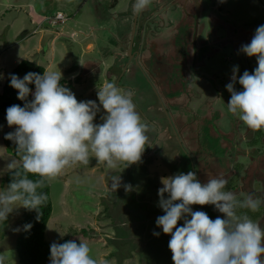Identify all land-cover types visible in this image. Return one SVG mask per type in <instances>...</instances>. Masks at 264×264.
I'll use <instances>...</instances> for the list:
<instances>
[{
  "label": "rangeland",
  "instance_id": "374dc122",
  "mask_svg": "<svg viewBox=\"0 0 264 264\" xmlns=\"http://www.w3.org/2000/svg\"><path fill=\"white\" fill-rule=\"evenodd\" d=\"M133 2L122 0L108 8L103 0H0V90L6 73L22 58L35 60L48 72L61 71L60 83L78 101H95L101 82L115 84L121 74L115 85L134 92L135 106L143 113L141 122L157 135L147 132L150 142L139 163L119 162L111 169L93 157L87 165L73 164L48 179L51 212L44 237L50 245L83 241L98 264H173L168 248L171 235L155 223L164 215L158 207L161 178L194 171L202 183L209 178L227 179L226 190L238 199L248 193L264 194V129L253 131L227 111L231 94L225 87V77L234 66H239L238 75L257 67L256 57L239 50L264 25V0H153L140 14L132 10ZM58 8L68 16L65 22L37 25L42 12L50 16ZM46 27L55 34L41 47ZM34 28L38 30L32 33ZM90 29L92 35L87 36ZM89 38L101 54L82 51ZM124 42L130 56L123 53ZM153 50L165 55L166 63L152 64ZM80 53L84 64L73 75L77 77H70L71 68L80 63ZM131 56L137 57L132 65ZM111 58L115 62L106 67ZM154 58L163 61L156 54ZM91 60L101 69L110 66L103 74L106 81L101 73L88 71L94 64ZM107 74L116 77L110 76L109 81ZM83 77L86 84L76 85ZM236 88L242 90L238 82ZM102 112L95 123H102V116L98 117ZM172 117L175 121L170 125L167 120ZM184 128L194 141L182 139ZM7 129L14 131L15 126L0 122V189L6 188L3 175L8 163L20 158L1 137ZM111 174L122 178L116 191L110 188ZM123 184H131L132 190L126 192ZM192 206L212 219L214 214L223 218L213 205ZM237 214H247L264 227V205L256 212L238 208ZM19 216L20 211H14L0 222V253L7 256V264H19L11 248L22 227ZM182 225L183 220L178 221Z\"/></svg>",
  "mask_w": 264,
  "mask_h": 264
},
{
  "label": "clouds",
  "instance_id": "9594fccd",
  "mask_svg": "<svg viewBox=\"0 0 264 264\" xmlns=\"http://www.w3.org/2000/svg\"><path fill=\"white\" fill-rule=\"evenodd\" d=\"M103 1L111 8L122 0ZM152 3L153 0H134L132 10L140 14ZM44 13L42 12L43 17L37 25L43 22L50 25L63 23L68 18L59 8L50 16ZM37 30L34 28L31 32ZM48 30L55 34L54 30L44 28V31ZM155 45L153 42V46ZM123 46L127 47V44L124 42ZM128 49L129 47L123 53L127 55ZM239 51L248 57H256L257 67L251 73L248 69L245 70L242 75H238V65L228 71L225 87L231 95L227 111L251 130L259 131L264 129V25L256 28L250 43L241 45ZM152 54L150 62L155 66L164 61L166 63L165 55H162L163 61L157 63L154 50ZM78 58L80 63L71 68L76 73L78 66L83 64L82 57L78 55ZM145 61L147 62L146 59L143 62ZM101 62L100 57L99 63ZM130 62L135 64L137 57L131 56ZM112 63L113 60L108 65ZM153 67L152 70L159 74ZM108 68L102 69L101 74L97 72L104 81L103 74ZM76 73H71L70 77ZM214 74L215 72L211 73ZM107 75L109 79L111 74ZM62 78L61 71H44L43 75L28 72L23 78L10 74V87L18 91L17 98L25 103L23 107L17 104L6 110L7 124L9 127L15 126V130L8 132L5 139L16 145L20 158L11 160L7 165L12 173V180L6 188L0 189V222H5L11 213L19 210L18 222L22 225L21 208L35 210L39 219L40 208L47 201V194L38 189L44 187L46 179L58 177L66 167L73 164L87 165L93 157L98 164L104 163L111 169H115L119 162H126L127 166L139 163L150 142L147 132L157 135L153 127L147 129L141 122L143 113H138L132 90H122L123 85L118 87L111 82L103 85L101 82L97 93L94 92L95 101H78L75 94L60 83ZM86 81L83 77L82 81L75 84L80 86L82 83L86 84ZM237 82L242 90H237ZM33 83L34 92L29 87ZM92 84L96 85L95 82ZM30 94L31 100L28 99ZM100 110L105 112L98 116H102V123H95ZM169 124L172 125V122ZM169 130L176 134V131ZM181 135L184 140L185 132L182 131ZM29 174L36 175L39 179H30ZM109 180L113 191L122 186V178L118 174H111ZM161 183L163 187L158 189V207L163 210L164 215L158 216L155 223L158 228H162L164 234L171 235L168 248L172 253L173 264H264V227L247 214H237L238 208L258 211L264 205V197L248 193L243 199H238L236 193L226 190L227 179L209 178L202 183L194 171L161 178ZM123 187L129 192L133 186L123 184ZM192 205H213L215 210L224 214L223 218L217 216L213 220L200 207H197L198 210ZM181 220L183 225L178 226V221ZM23 227L27 231L32 225L26 224ZM43 233L45 234V228ZM153 235L158 237L160 233L153 232ZM90 251L89 245L80 240L79 243L75 240L62 244L53 242L50 245L49 261L50 264H98L91 257ZM0 264H7V256L2 253Z\"/></svg>",
  "mask_w": 264,
  "mask_h": 264
},
{
  "label": "trees",
  "instance_id": "16d2710c",
  "mask_svg": "<svg viewBox=\"0 0 264 264\" xmlns=\"http://www.w3.org/2000/svg\"><path fill=\"white\" fill-rule=\"evenodd\" d=\"M29 32L25 33V37H29ZM24 36L20 38L21 42L24 41ZM43 50V48H42ZM130 56V54H128ZM45 68L42 64L37 63L35 60L22 58L20 59L4 76V80L2 82L1 90H0V122L7 121L6 120V110L8 107L12 105H20L24 106V101L18 99V91L12 87H10V74H15L20 78L28 72H35L43 75ZM29 87L33 89L35 87L34 83L30 84ZM29 100L32 97L29 95ZM12 130H5L1 137L6 145L10 147L11 152L14 155H17L16 145H11L9 143L10 140L5 139V135ZM29 178L33 180L39 179L38 176L29 174ZM12 180V173L10 170L4 173V182L7 185ZM38 191L44 192L47 194V201L40 208V216L37 219V212L35 210L28 211L24 208H21L22 216H21V224L22 228L15 235L13 244L11 248L15 250L14 259L18 261L19 264H46L47 260L50 257V244L44 238V228L46 221L51 212V201L49 197V183L48 180H45V185L43 188L38 189ZM213 219H215L218 215L214 214ZM31 224L32 227L30 230L25 231L24 225ZM84 232V230H83Z\"/></svg>",
  "mask_w": 264,
  "mask_h": 264
},
{
  "label": "crops",
  "instance_id": "0c3cea01",
  "mask_svg": "<svg viewBox=\"0 0 264 264\" xmlns=\"http://www.w3.org/2000/svg\"><path fill=\"white\" fill-rule=\"evenodd\" d=\"M125 5H122L121 6V8H123ZM107 8V7H106ZM86 35L87 36H90V35H92V29H90L87 33H86ZM93 50H95L96 51V54H101L102 52H100V51H97V47H95V43H94V41H93V38H89V39H87V42H86V47H84V49H82V51L84 52V53H87L88 55H90L91 53L93 54ZM81 52V51H80ZM154 53H156V54H160V55H157L159 58H161L162 59V53H160L159 52V50H156V52L154 51ZM79 57H81V53L79 54ZM95 57L96 56H94L93 57V60L95 59ZM165 57V56H164ZM93 60H91L92 62H94ZM111 60H113L114 62H115V59L114 58H111ZM111 60L108 62V63H106L105 62V65L107 66L110 62H111ZM165 60H166V57H165ZM96 62H94V64H91L89 67H88V71L89 72H95V73H100L101 71H102V69L100 68V66L99 65H96L95 64ZM157 63H159V62H157ZM83 64H84V62H83ZM83 64H82V66H83ZM127 64V66H130V63H128V62H125V65ZM132 65V64H131ZM71 70H73V69H71ZM71 73H76V70L74 69L73 71H70ZM121 75V74H120ZM119 75V76H120ZM111 76H112V74H111ZM117 79H118V77H117ZM148 106V105H147ZM164 110V109H163ZM185 129V128H184ZM184 129H182V131L183 132H185V130ZM186 133V132H185ZM181 137H182V135H181Z\"/></svg>",
  "mask_w": 264,
  "mask_h": 264
},
{
  "label": "water",
  "instance_id": "95a60500",
  "mask_svg": "<svg viewBox=\"0 0 264 264\" xmlns=\"http://www.w3.org/2000/svg\"><path fill=\"white\" fill-rule=\"evenodd\" d=\"M50 35H53V31H44L43 32V34H42V36H41V39H40V45L43 47V46H45L46 45V41H47V39H48V37L50 36ZM129 49L127 50V55L129 54Z\"/></svg>",
  "mask_w": 264,
  "mask_h": 264
},
{
  "label": "flooded vegetation",
  "instance_id": "af4514ba",
  "mask_svg": "<svg viewBox=\"0 0 264 264\" xmlns=\"http://www.w3.org/2000/svg\"><path fill=\"white\" fill-rule=\"evenodd\" d=\"M183 120V119H182ZM174 121H175V119L172 117V119L171 118H169L168 120H167V122L168 123H170V122H173L174 123ZM173 125V124H172ZM186 128V127H185ZM185 130V129H184ZM185 137H184V141L185 142H190V141H194L193 139H191L190 137H189V133L185 130ZM260 195H262V196H260ZM259 196L260 197H263V195L264 194H260Z\"/></svg>",
  "mask_w": 264,
  "mask_h": 264
}]
</instances>
